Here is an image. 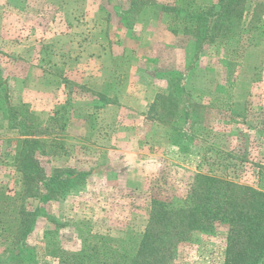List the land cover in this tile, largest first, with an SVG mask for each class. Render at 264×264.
<instances>
[{"label": "rangeland", "instance_id": "374dc122", "mask_svg": "<svg viewBox=\"0 0 264 264\" xmlns=\"http://www.w3.org/2000/svg\"><path fill=\"white\" fill-rule=\"evenodd\" d=\"M145 1L0 0V192L33 214L0 264L132 252L154 199L189 210L209 177L264 193V0L222 44L201 37L220 0ZM22 149L43 167L30 192ZM228 235L189 232L168 264H225Z\"/></svg>", "mask_w": 264, "mask_h": 264}, {"label": "trees", "instance_id": "16d2710c", "mask_svg": "<svg viewBox=\"0 0 264 264\" xmlns=\"http://www.w3.org/2000/svg\"><path fill=\"white\" fill-rule=\"evenodd\" d=\"M143 2L145 4L147 1ZM248 2L250 0H220L216 8L203 11L204 15L213 18H205L201 27L204 25L212 27L207 26L208 32L213 28L219 29L216 36L203 34L201 37L204 41L211 39L210 42L217 41L222 44L239 37L244 29L242 20L246 15ZM181 7H173L170 10L174 16L184 12L186 16L192 18L196 14L192 4L182 2ZM263 12L264 4H256L252 20L254 21L256 16H262ZM191 28V25H187L184 29L187 33ZM154 107L153 104L152 112L155 111ZM28 142L32 144L33 141H24ZM26 151L22 149L18 162L25 182H28L25 191L30 192L31 187L40 180L36 179L38 175L33 178L31 171L35 170L37 174L42 175L43 167L35 154L30 157L26 155ZM208 181L210 183L204 187L202 197L197 202L194 201L193 208L189 210L168 208L166 203L154 199L146 232L139 238L140 241L136 242L132 252L120 253L121 245H115V249L110 252L109 260H104L105 255L92 259L89 250L97 251V244L92 247L86 246L79 253L65 252L66 259L59 258V264H168L180 239L189 232L212 228L215 222L229 226L225 264H264V193L220 178L209 177ZM38 193L39 188L34 195L41 196ZM15 202L14 197L0 192V243L9 242L13 248L30 233L28 220L33 215L27 212L24 205L17 208ZM7 217H13L15 225L7 224L5 219ZM108 246L112 247L111 243ZM93 260L96 263H92Z\"/></svg>", "mask_w": 264, "mask_h": 264}]
</instances>
